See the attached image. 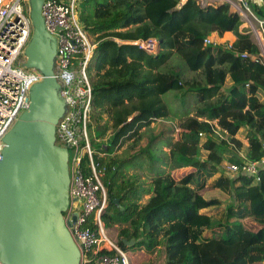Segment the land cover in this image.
Returning a JSON list of instances; mask_svg holds the SVG:
<instances>
[{"label":"trees","instance_id":"16d2710c","mask_svg":"<svg viewBox=\"0 0 264 264\" xmlns=\"http://www.w3.org/2000/svg\"><path fill=\"white\" fill-rule=\"evenodd\" d=\"M180 2L78 3L79 20L95 43L88 65V129L93 161L106 190L100 219L104 227L120 225L122 249L152 253L159 247L164 264H264V163L258 165V181L245 173L225 172L230 162L261 161L264 60L250 35L239 31V16L229 12L227 4ZM200 29L219 37L232 33L231 47L204 45ZM148 38L157 39L158 53L148 54L133 43ZM242 52L250 57L241 58ZM170 90L181 92V99L192 96L194 109L179 113L173 128L167 123L128 156V150L139 145L142 127L170 118L161 98ZM203 120L213 122L218 135L205 133L202 138ZM109 129L105 142L96 140ZM174 129L175 138H170L167 131ZM240 129L247 143L244 155L243 141L236 136ZM130 139L133 142L120 152ZM154 142L159 145L153 147ZM200 149L207 151L206 157L200 156ZM227 152L230 158L224 156ZM182 168L192 169L172 174ZM215 189L227 198H205ZM248 216L262 218L263 224L245 226ZM123 239L135 243L128 247Z\"/></svg>","mask_w":264,"mask_h":264},{"label":"built area","instance_id":"2783aa9c","mask_svg":"<svg viewBox=\"0 0 264 264\" xmlns=\"http://www.w3.org/2000/svg\"><path fill=\"white\" fill-rule=\"evenodd\" d=\"M195 1L200 7L227 4L229 12L239 16V31L250 35L264 60V0ZM78 3L79 0H43L41 6L45 28L57 42L54 75L66 100V111L56 127L57 143L69 152L70 201L63 218L71 222L68 228L81 251L79 264H130V255L107 236L100 219L106 206V191L102 171L93 161L88 129L92 113L88 65L95 43L79 20ZM31 35L28 0H0V158L4 136L28 108L31 87L43 79L38 69L24 65V51ZM133 43L148 54H156L160 48L156 38ZM203 43L221 46L216 44L218 40L215 43L207 37ZM223 46L230 48L231 40ZM240 56L250 57L247 52ZM199 134L204 136L202 132ZM262 151L261 161L231 164L228 169L258 181V165L264 163V145ZM74 213L77 217L72 221ZM102 250L112 253H101Z\"/></svg>","mask_w":264,"mask_h":264},{"label":"water","instance_id":"95a60500","mask_svg":"<svg viewBox=\"0 0 264 264\" xmlns=\"http://www.w3.org/2000/svg\"><path fill=\"white\" fill-rule=\"evenodd\" d=\"M42 2L28 0L32 35L24 65L38 69L43 79L31 87L29 106L1 150L0 264H79L81 257L71 222L63 218L70 201L69 152L57 143L56 127L66 100L54 75L57 42L45 28Z\"/></svg>","mask_w":264,"mask_h":264},{"label":"rangeland","instance_id":"374dc122","mask_svg":"<svg viewBox=\"0 0 264 264\" xmlns=\"http://www.w3.org/2000/svg\"><path fill=\"white\" fill-rule=\"evenodd\" d=\"M80 1V0H79ZM187 29L189 30H194L193 25H188ZM202 34H204V37L210 38L212 40V42H217V40L219 41V44L221 46H223V44L227 43L228 41H230V37H234V35L232 33H229L230 35H227V33H225L224 35L220 36V38H217V35L213 32H210L208 29H200L199 30ZM232 34V35H231ZM181 92H177L174 90H170L168 92H166L165 94H163L161 96L163 102L165 103V105L167 106L169 112H170V118H167V122H174L175 119H177V115L179 113L181 114H186L188 113V111L193 110L194 109V98L192 96H187V98L181 99ZM177 94V95H176ZM182 101V102H181ZM92 122V120H91ZM170 127L173 128V126L171 125ZM201 130L202 132H204V136L205 133L207 134H211V135H218V129L216 128V126L212 123V122H208L206 120L202 121V126H201ZM171 134H174L176 132V130L174 129V131H170L168 130ZM111 133V130L109 129L105 135L101 136L100 138H96L97 141H101V142H105V140L108 138L109 134ZM147 133H154L152 130H148L144 133V135L142 136V138L139 140V144L140 146H145L147 140L150 138L149 135ZM243 134V133H242ZM90 136V135H89ZM204 136H202V138H204ZM240 136H242L240 134ZM132 141V140H131ZM131 141H129V143H132ZM127 142V144L125 145L124 149L126 148V146L129 144ZM159 145V143L154 142L152 143V146H156ZM137 146L134 149H129L128 150V156H130L131 154H134V152L140 147ZM163 149L167 150L166 147H162ZM123 149V150H124ZM241 153L244 154V151L241 150ZM200 156H206L207 152L203 149H200L199 151ZM232 154L230 153H225L224 156L227 158H230ZM227 162V161H226ZM231 164H236L235 162H230ZM230 163H227L225 166V172L226 174L229 176V174H231V171L228 169V166L231 165ZM144 171V169H143ZM173 175L174 176H178V174L180 173L179 170H174L173 171ZM106 191V190H105ZM148 198V196L142 197L141 198V202H144L145 199ZM205 198H227V194L220 191V190H209L205 193ZM216 210L213 211H209V213H213ZM243 224L245 226H260L263 224V219L260 217H255V216H250L247 217L243 220ZM120 225L118 224H113L110 227H105V230L107 231L106 234L107 236H109L111 239H115V241H117L118 244V231H119ZM113 239V240H114ZM129 247V246H128ZM159 247H157L156 250H154L152 253H148L145 252L142 249H135V250H129L128 248L126 249V251L129 253V251H131L130 253V264H164V253L161 251L162 249H158ZM133 256V257H132Z\"/></svg>","mask_w":264,"mask_h":264},{"label":"crops","instance_id":"0c3cea01","mask_svg":"<svg viewBox=\"0 0 264 264\" xmlns=\"http://www.w3.org/2000/svg\"><path fill=\"white\" fill-rule=\"evenodd\" d=\"M185 0H183L180 4H182L183 2H184ZM227 35H230L229 33H227ZM232 35V34H231ZM234 39V37L232 36V37H230V40L232 41ZM259 88H262V86L261 87H259ZM259 97H260V99L261 100H264V92H259ZM193 112V111H192ZM191 112V113H192ZM137 112H133L132 113V115H134V114H136ZM177 122V119H175V121L174 122H167V119H156L155 121H153V122H151L150 123V125H148V126H144V127H142L141 129H140V133L142 134V136L144 135V133L146 132V131H148L149 129L150 130H152L154 133H147V134H150L149 135V137H151L152 135H155V134H157V133H159L162 129H166L167 127H166V125H167V123H171V125H174L175 123ZM210 123V122H209ZM213 123V122H212ZM214 124V123H213ZM170 125V126H171ZM215 125V124H214ZM167 132H169V131H167ZM243 133V134H242ZM240 134L242 135V136H240ZM167 135L170 137V138H175V134H171V132L170 133H167ZM237 138H239L240 140H242L243 141V149H242V151H244V154H245V152H246V148H247V143L244 141V137H245V131L243 130V129H240L239 131H238V133H237ZM132 139H130L129 141H131ZM127 142L128 141H126L125 142V144H124V146L121 148V150H120V152H122V153H124L123 152V149H124V147H125V145L127 144ZM129 143V142H128ZM128 146V145H127ZM127 146H126V148H127ZM138 146H140V144L138 145ZM126 148L124 149V150H126ZM207 152V151H206ZM241 153V152H240ZM242 154V153H241ZM244 154H242V155H244ZM207 155V154H206ZM203 157H206V156H203ZM192 168H182V169H175V171L176 170H179L180 172H182V171H189V170H191ZM174 171V170H173ZM172 171V174L174 173ZM248 217H250V216H248ZM114 239V238H113ZM130 253H131V251H129V255H130ZM132 254V253H131ZM133 257V256H132Z\"/></svg>","mask_w":264,"mask_h":264},{"label":"clouds","instance_id":"9594fccd","mask_svg":"<svg viewBox=\"0 0 264 264\" xmlns=\"http://www.w3.org/2000/svg\"><path fill=\"white\" fill-rule=\"evenodd\" d=\"M184 2H185V1H184ZM184 2H183V3H184ZM180 3H181V2H180Z\"/></svg>","mask_w":264,"mask_h":264}]
</instances>
